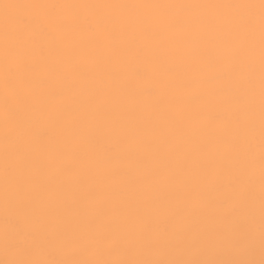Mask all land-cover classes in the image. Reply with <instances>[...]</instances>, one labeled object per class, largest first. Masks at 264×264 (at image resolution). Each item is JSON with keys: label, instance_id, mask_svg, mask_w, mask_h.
Here are the masks:
<instances>
[{"label": "snow or ice", "instance_id": "1", "mask_svg": "<svg viewBox=\"0 0 264 264\" xmlns=\"http://www.w3.org/2000/svg\"><path fill=\"white\" fill-rule=\"evenodd\" d=\"M0 264H264V0L0 2Z\"/></svg>", "mask_w": 264, "mask_h": 264}, {"label": "bare ground", "instance_id": "2", "mask_svg": "<svg viewBox=\"0 0 264 264\" xmlns=\"http://www.w3.org/2000/svg\"><path fill=\"white\" fill-rule=\"evenodd\" d=\"M0 2L16 3L29 2V0H0ZM69 2H101V0H69ZM108 2H134V0H108ZM158 2L236 3L246 2V0H158ZM255 2H258V0H255ZM206 119L207 122H211V117Z\"/></svg>", "mask_w": 264, "mask_h": 264}]
</instances>
